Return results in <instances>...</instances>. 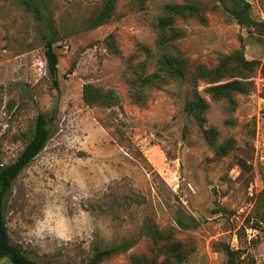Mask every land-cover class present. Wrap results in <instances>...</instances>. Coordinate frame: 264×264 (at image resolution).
<instances>
[{"label":"rangeland","instance_id":"1","mask_svg":"<svg viewBox=\"0 0 264 264\" xmlns=\"http://www.w3.org/2000/svg\"><path fill=\"white\" fill-rule=\"evenodd\" d=\"M22 1L0 0V167L17 160L39 114L52 118V135L0 203L12 244L42 264H82L129 241L102 264L163 260L170 242L182 246L180 264H226L225 245L242 264H264V0H192L203 10L175 21L182 37L167 30L192 69L237 54L256 63L250 91L233 104L196 83L225 154L185 110L194 83H162L143 103L130 94L133 66L154 73L175 52L159 45L164 6L191 0H34L59 31V87L47 68V27ZM111 1V18L96 26ZM87 84L114 90L121 105H87ZM152 226L171 239L156 244Z\"/></svg>","mask_w":264,"mask_h":264},{"label":"trees","instance_id":"2","mask_svg":"<svg viewBox=\"0 0 264 264\" xmlns=\"http://www.w3.org/2000/svg\"><path fill=\"white\" fill-rule=\"evenodd\" d=\"M224 1V0H223ZM235 1V0H234ZM23 6L29 12H33L39 22L47 27V35L43 36L45 41V56L47 68L50 77L53 79L54 86L59 87L58 65L59 57L55 51V44L59 41V31L56 29L55 22L50 15L44 14L40 4L34 0H23ZM233 17L242 23V12L229 8ZM244 7V5H243ZM245 7H249L245 4ZM113 10V1L109 3L107 13L103 14L96 26L101 25L103 21L111 18ZM203 10L202 4L190 1L185 4H166L164 6L163 15L159 18L158 27L160 29L159 45L162 49L171 47L174 54L163 53L158 59L157 70L154 73H145L144 66H133L132 73L134 77L130 80L131 97L136 103L147 101V95L151 89L160 87L163 83L170 80H177L180 83H194L192 98L186 103L185 110L191 115L196 123L205 133L208 143L215 149L218 154H225L227 146L217 144L218 131L214 127H207L206 115L210 109L209 104L203 99L197 91L196 83L199 80H205L211 84L208 88L211 97L215 101H229L233 104V98L239 94H247L253 85L251 79L254 77L255 62H247L240 55L232 57H224L220 64L212 69H207L201 65L195 66L193 69L188 60L182 56L178 48L174 46L175 40L167 34V30L173 32V36L180 38L183 31L175 26L178 19H189L201 14ZM83 101L89 106L104 107L108 109L116 108L121 105V99L114 90H105L92 84H87L82 92ZM264 98V95H263ZM52 118L48 114L41 113L37 116L32 129L31 136L26 146L19 154L17 160L8 166L0 167V203L4 202L6 196L12 189L14 181L25 170L36 157L46 148L52 135ZM183 228H188L180 222ZM148 235L152 240L159 244L163 241L170 240V233H162L155 226L148 228ZM133 242L129 241L117 247L108 249H97L93 257L82 264H102L104 261L125 252L131 247ZM227 255L226 264H242L239 259L238 252L231 249L229 245L224 246ZM165 257L163 260L154 258L150 260L144 256L133 258L132 264H173L172 260L177 263L184 262L186 256L182 251V246L178 242H170L164 247ZM0 258L8 259L12 264H42L31 259L19 246L13 245L8 233L7 223L4 217L0 216Z\"/></svg>","mask_w":264,"mask_h":264}]
</instances>
